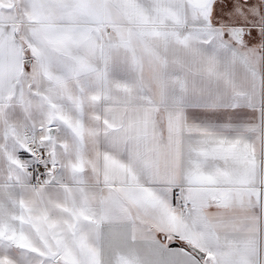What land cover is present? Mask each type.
Listing matches in <instances>:
<instances>
[{"label":"snow or ice","instance_id":"6c2138e0","mask_svg":"<svg viewBox=\"0 0 264 264\" xmlns=\"http://www.w3.org/2000/svg\"><path fill=\"white\" fill-rule=\"evenodd\" d=\"M0 264H264V0H0Z\"/></svg>","mask_w":264,"mask_h":264}]
</instances>
